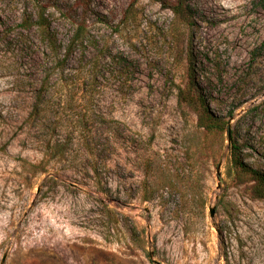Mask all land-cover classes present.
I'll list each match as a JSON object with an SVG mask.
<instances>
[{"label":"rangeland","instance_id":"rangeland-1","mask_svg":"<svg viewBox=\"0 0 264 264\" xmlns=\"http://www.w3.org/2000/svg\"><path fill=\"white\" fill-rule=\"evenodd\" d=\"M175 2L0 0V264H264V0Z\"/></svg>","mask_w":264,"mask_h":264},{"label":"trees","instance_id":"trees-1","mask_svg":"<svg viewBox=\"0 0 264 264\" xmlns=\"http://www.w3.org/2000/svg\"><path fill=\"white\" fill-rule=\"evenodd\" d=\"M164 3L165 0H158ZM188 0H176L175 4L168 6L173 13L180 16L183 20L188 21L190 18ZM44 41H46L49 49L56 59H60L59 46L52 32L51 24L47 15L40 6L37 12V18L34 21ZM84 26L78 25L73 33L66 51L61 60L65 61L72 53L78 43L82 42L85 32ZM184 95H180L181 99L191 107H194L198 114V124L205 129L209 135L223 134L227 131V121L224 118L215 116L205 102L204 96L194 89L188 88L183 90ZM230 150V169L237 182H252L250 186V194L254 198L264 199V173L245 164L239 144L235 140L229 141Z\"/></svg>","mask_w":264,"mask_h":264},{"label":"water","instance_id":"water-1","mask_svg":"<svg viewBox=\"0 0 264 264\" xmlns=\"http://www.w3.org/2000/svg\"><path fill=\"white\" fill-rule=\"evenodd\" d=\"M227 140L230 141L229 126H228ZM220 165H221V164L219 163L218 166H217V174H218V175L220 174ZM214 211H215V210H214V207H210V208H209L210 216H213V215H214ZM149 256H150V257L153 256L152 252H149ZM4 259H5V255H4L3 258H2L1 264H3Z\"/></svg>","mask_w":264,"mask_h":264}]
</instances>
